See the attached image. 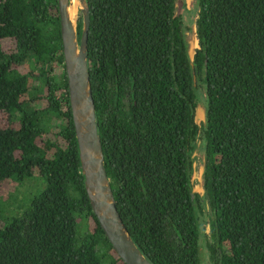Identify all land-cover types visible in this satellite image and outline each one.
I'll use <instances>...</instances> for the list:
<instances>
[{
	"label": "trees",
	"instance_id": "obj_1",
	"mask_svg": "<svg viewBox=\"0 0 264 264\" xmlns=\"http://www.w3.org/2000/svg\"><path fill=\"white\" fill-rule=\"evenodd\" d=\"M85 3L104 171L137 248L151 264H264V0ZM30 177L41 188L2 197ZM0 264H124L83 188L56 0H0Z\"/></svg>",
	"mask_w": 264,
	"mask_h": 264
},
{
	"label": "water",
	"instance_id": "obj_2",
	"mask_svg": "<svg viewBox=\"0 0 264 264\" xmlns=\"http://www.w3.org/2000/svg\"><path fill=\"white\" fill-rule=\"evenodd\" d=\"M56 4L67 100L82 184L91 211L104 237L124 264H151L137 248L123 225L104 171L86 64L88 13L85 0H56ZM69 6L73 7L71 16L68 11ZM78 16H80V29L77 34ZM196 46L197 42L194 47ZM189 54L191 55L190 52ZM196 108H199V105ZM201 170L202 165L199 175ZM197 179L199 180V176ZM201 192L200 185L199 193Z\"/></svg>",
	"mask_w": 264,
	"mask_h": 264
},
{
	"label": "rangeland",
	"instance_id": "obj_3",
	"mask_svg": "<svg viewBox=\"0 0 264 264\" xmlns=\"http://www.w3.org/2000/svg\"><path fill=\"white\" fill-rule=\"evenodd\" d=\"M184 3H185V7L186 8H191V5H192V0H184ZM177 11H181V7H177ZM183 21H185V18H183ZM192 34H193V31L192 30H189L187 32V39L188 37L191 38V43H192V46L190 47L191 48V53H192V50L195 46L196 43H193V37H192ZM196 42V41H195ZM201 103H199V108L197 109V112L195 113L194 115V118H195V121L198 123L200 122V120L202 119V106H201ZM201 108V109H200ZM200 166H201V154L200 152L198 151V149H196L194 152H193V171H192V176H191V179H192V187H193V190L197 191V192H200V175H199V170H200ZM199 176V180L197 179ZM25 182H23L20 186L16 187L13 186L11 187L12 185H6L5 186V193H3L2 197L4 199H7V197L9 198V201L10 199H14L13 196L15 197H22L23 194L21 193V191L24 189V188H28V189H31V187L33 188V190L37 191L39 188H41L43 182L41 183V179L38 177L37 178H26L24 179ZM38 188V189H37ZM14 189H19L18 191H11V190H14ZM32 190V191H33ZM12 194V195H11ZM7 196V197H6ZM19 198V197H18ZM23 199V198H22ZM12 202V201H11ZM8 202V206L9 207H14V202ZM205 228H207L205 226ZM199 260H200V264H209L208 263V259H207V251L206 250H202L200 251L199 253Z\"/></svg>",
	"mask_w": 264,
	"mask_h": 264
},
{
	"label": "bare ground",
	"instance_id": "obj_4",
	"mask_svg": "<svg viewBox=\"0 0 264 264\" xmlns=\"http://www.w3.org/2000/svg\"><path fill=\"white\" fill-rule=\"evenodd\" d=\"M68 11H69V15L71 16L72 15V13H73V7L72 6H69L68 7ZM192 37H193V43H196L195 42V36H194V34H192ZM189 43H190V47L192 46V43H191V38H189ZM189 51H190V53H191V48L189 49ZM198 109V108H197ZM196 109V110H197Z\"/></svg>",
	"mask_w": 264,
	"mask_h": 264
}]
</instances>
